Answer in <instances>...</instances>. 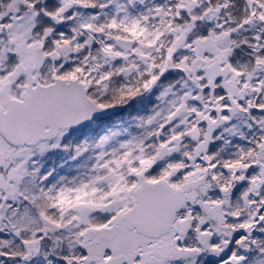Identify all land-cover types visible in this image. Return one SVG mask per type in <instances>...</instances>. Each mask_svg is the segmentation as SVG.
Returning a JSON list of instances; mask_svg holds the SVG:
<instances>
[{
    "label": "snow or ice",
    "instance_id": "1",
    "mask_svg": "<svg viewBox=\"0 0 264 264\" xmlns=\"http://www.w3.org/2000/svg\"><path fill=\"white\" fill-rule=\"evenodd\" d=\"M0 264H264V0H0Z\"/></svg>",
    "mask_w": 264,
    "mask_h": 264
}]
</instances>
